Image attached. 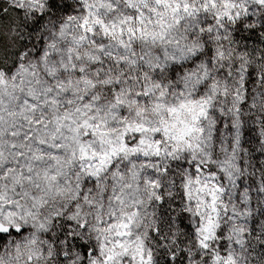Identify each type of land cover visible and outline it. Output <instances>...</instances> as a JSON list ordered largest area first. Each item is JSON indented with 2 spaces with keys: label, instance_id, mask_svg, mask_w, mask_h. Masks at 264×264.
I'll list each match as a JSON object with an SVG mask.
<instances>
[{
  "label": "clouds",
  "instance_id": "obj_1",
  "mask_svg": "<svg viewBox=\"0 0 264 264\" xmlns=\"http://www.w3.org/2000/svg\"><path fill=\"white\" fill-rule=\"evenodd\" d=\"M7 2L10 4L12 0ZM167 2L169 6L166 7L165 0H54L52 8L45 9L51 11V15L45 17L42 24L31 15L0 24V37H4L3 40L10 46L8 52L20 54L19 57L8 56L5 59V54L0 52V72L5 74L7 81L6 85L0 86L4 105V143L7 145L14 141L17 149L24 153L22 158L14 159L8 155L11 149L6 147L0 162V175L6 172L0 179V223L8 229L0 233V264H28L29 252L25 242L33 235L48 238L47 233L38 231L39 220L44 217L55 219L60 214L61 219L67 221L76 212L77 205L80 208L79 222L86 223L88 231L76 228L77 221L64 225L79 236V246L71 241L74 264H92V261L104 264V256L108 252L105 251L103 256L100 254V243L112 249L118 241L127 251L115 248L116 257L111 264H141V250L145 262H148L151 253L150 264H205V261L212 264L213 250L218 249L221 242L234 249L237 264H264V248L260 246L264 241L259 238L264 235V216L260 215V209L264 208V195L255 189L252 190L251 208L252 215L261 221L257 224V236H249L250 244L243 247L235 243L234 233L241 227L244 233H248L252 221L251 217L242 219L239 215H232L234 208H240L235 200L237 189L232 186L233 179L221 170L230 135L222 128L219 140L214 132L210 139L208 122L204 120L197 125L205 129L203 135L189 134L185 127L192 123L191 115L183 110L169 111L179 109L181 101L198 98L197 92L184 87L194 56L182 50L195 42L199 45L197 54L206 51L216 30L215 10L210 0H188L200 11L176 25L172 19L175 3L172 0ZM179 2L181 11L178 15L185 16L183 0ZM235 2L239 5L241 0ZM43 3L47 4L48 0H43ZM205 3L209 7L207 13L203 11ZM243 3L253 7L255 0H243ZM220 6L218 2L217 7ZM262 13L264 9L253 8V12L249 13L252 15L250 25L241 11L243 28L236 29L235 25L224 21L227 27L221 31H229L235 41L234 47L241 51L245 44L248 51L264 49V43H255V37L251 39V44L243 39L254 26L257 35L264 41V33L259 32ZM85 18L89 21L88 26L93 28L92 33H86L80 27ZM64 24L68 27L62 37L60 28ZM192 24L196 27L189 26ZM102 25L108 27V34ZM201 25L205 33L209 26L213 28V34H208L209 39L203 38ZM161 31H167L163 41L158 35ZM154 34L157 37L155 42L152 39ZM81 36L86 39L81 41ZM22 44H35L36 47L25 49ZM52 44L55 45L58 68L54 78L47 75L40 64V57L36 55L37 49L41 52L53 51L48 47ZM69 48L74 49L71 62L68 61ZM28 51L32 53L31 57L27 56ZM61 57L68 71L60 67ZM90 57L95 58V62ZM14 59L16 64H13ZM203 59L206 60L207 55ZM52 62L53 58L49 57V63ZM21 63L29 71H35L39 84L34 83L29 73L18 72ZM73 63L76 64L75 70L72 69ZM31 65L38 67L33 70ZM81 67L84 68L83 73H80ZM13 75H17L15 88ZM21 76L23 85L19 83ZM87 80L96 86L92 87L86 83ZM59 81L64 82L63 90L49 94L57 99V105L47 104L44 108V120L51 122L47 128V144H56L57 147L49 149L45 146L41 159L36 160L28 148L34 146L38 137L46 138L43 128L39 133L33 129L32 140L27 141V146L23 148L20 147L24 142L22 135L11 137L7 133H21L27 127L20 111L30 90H35L33 94L43 100L40 90L48 87L56 89ZM145 86L148 95L144 94ZM161 91L165 93L162 98ZM116 94L121 103L116 102ZM158 103L163 107L157 108ZM9 112L13 115L9 116ZM65 112L70 115L71 123L60 121L65 125L62 129L64 138L57 133L53 140L51 136L57 122L53 118ZM35 116L39 119L40 112L37 111ZM189 142L192 148L187 146ZM261 143L264 144V139ZM247 147L237 149L233 161L239 163L243 159L245 168L250 163L254 164L253 158L264 150L260 145L253 144L251 147H255L256 152L245 151ZM227 154L232 156L231 152ZM17 159L19 163L15 162ZM260 159L264 160V157ZM29 163L31 173L26 167ZM9 167L14 171L8 172ZM22 169L24 177H32V183L21 179ZM232 171L235 172V169ZM46 172L49 177L56 176L50 191L45 181ZM248 174V171L241 172L236 174V178H243L247 185ZM35 183L45 190L47 198L38 218L28 215L29 212H36L31 196L40 195V191L33 186ZM216 186L223 188L224 193L217 192ZM25 192L29 195L26 196ZM214 196L217 198L218 221L217 212L212 211ZM223 205H227V210ZM209 218L214 224L219 223L216 231L224 229V236L210 240V248L205 251L199 246V240L204 235L199 230L202 224H208ZM49 227L50 231L54 228L51 234L55 246V237L61 235L64 228L59 226V222ZM17 228L21 231L17 232ZM65 239L71 240V237L66 236ZM85 244L88 245V258L84 254ZM17 245L20 246L19 253ZM60 246L66 250L65 245ZM94 249L97 254L92 257L90 254ZM63 258V253L57 256L53 250L52 256L46 257L41 264H59ZM31 264H37V261L33 259ZM66 264L73 262L66 261Z\"/></svg>",
  "mask_w": 264,
  "mask_h": 264
},
{
  "label": "snow or ice",
  "instance_id": "obj_2",
  "mask_svg": "<svg viewBox=\"0 0 264 264\" xmlns=\"http://www.w3.org/2000/svg\"><path fill=\"white\" fill-rule=\"evenodd\" d=\"M159 2V0H158ZM175 3V7L172 9V19L174 24L180 25L181 21L187 17L191 18L195 15H198L200 9L196 8L194 5H190L188 0H183V12L185 16H180L178 13L181 11V4L179 0H172ZM218 2L220 3V7L218 8ZM54 0H48L47 4L43 3V0H12V2L7 6H0L2 11H0V15L3 14H11L12 12H16V19L19 18V12L16 10H20L23 12L25 17L29 15L33 17H37V20L42 24L45 17L51 15V11H46L45 9H51L53 6ZM211 7L215 10V22H216V30L212 39L209 40V44L206 46V51L199 52L197 54V50L199 45L193 42L187 49L182 51H187L194 56L191 71L185 77L184 87L190 89L191 91L197 92L198 98H191L181 101L179 105V109L172 108L169 109L170 112H175L178 110H183L191 115V124H186L185 131L189 134L191 133H199L203 135L205 129L203 127H197L200 124L201 120L208 122V136L209 138H213V132L215 138L217 140L221 137V129H226L227 133L230 135V139H228V149L225 153V159L222 162L221 170L226 172L229 178L233 179L232 186L237 189L235 200L236 203L240 205L239 210L233 209V216L239 215L242 219L244 217H251V228L248 233L243 232V228L241 227L239 231L234 233L236 240L235 243L238 246H245L250 244L249 236L256 237L257 236V224L261 223L258 221L255 216L252 215V190L255 189L261 195H264V160H261L260 157H264V150H262L258 156L254 157V164L250 163L248 168H245V161L243 159L239 160V163H234L235 152L237 149L248 145L249 147L245 148V151L256 152L255 147H251V145H260L262 149H264V144L261 143L262 139H264V49L261 48H253L251 51H248L247 44H245V48L241 51L238 47H234L235 41L231 39V33L229 31H221L227 27L224 21H227L228 24L235 25L236 29H242L244 26V22L241 20V11L247 17V22L251 25L252 15L249 13L253 12V8L264 9V0H255L253 7H248L246 4L241 3L238 5L235 0H210ZM165 6H169L167 0H165ZM203 11L207 13L209 11L208 3L203 4ZM40 13V15H37ZM71 19V18H70ZM262 22L261 27L259 29L260 33H264V13H262L259 17ZM99 23V21H97ZM211 24V22H209ZM89 21L85 18L83 24L80 25L82 29L86 33H92L93 28L89 27ZM190 27H196L195 24L189 25ZM68 27L67 24L61 25L60 32L61 36L65 35V29ZM105 30V33H109V29L106 25H102ZM115 27V25H113ZM163 27V24L161 25ZM168 27H171L170 25ZM130 33H132V29H128ZM201 33H204V39H209L208 34H213V28L208 27L205 33L204 26H200ZM134 36L135 33H132ZM143 35V33H141ZM159 39L163 41L167 36V31H161L159 34ZM238 35L242 36V33H238ZM255 37V43L260 44L264 43L261 40V37L257 35V29L253 26L251 27V31L248 36H244L243 39L245 41L251 40ZM156 34L152 36L153 42L156 40ZM86 39L85 36H81L80 40ZM123 44V42H121ZM77 46H79L77 42ZM10 46L5 43V41L0 38V52L5 54V59L8 56L19 57V52H8V48ZM22 48H35L36 45H27L22 44ZM49 48L53 49V51H44L41 52L37 49L36 55L40 57V64L44 66V71L47 73L49 77L54 78L56 72L58 71L57 64L55 61V57L57 53L55 52V45H48ZM74 49H68V61H72L71 53ZM257 53H259V58L257 59ZM207 55V59H203V57ZM27 56L31 57L32 53L30 51L27 52ZM49 57L53 58V62L49 63ZM76 59H79V53L76 54ZM90 59L95 62V58L90 57ZM199 60L200 63L197 64L196 61ZM134 63V61H133ZM13 64H16V60H13ZM60 67L63 68L64 71H68V66L64 62L63 57H61L59 61ZM0 66H2V62H0ZM38 65H31V69H36ZM76 64H72V69L75 70ZM84 68H80V73H83ZM18 72L29 73L34 78V83L39 84L40 81L36 78L35 71H29V68L26 67L23 63L19 64ZM4 73L0 72V86H4L7 84V81L4 79ZM17 75L12 76L13 88L16 87ZM19 83L23 85L24 80L21 76L19 79ZM47 83V81H45ZM63 81H59L57 83L56 89L52 87H48L47 89H41L39 95L43 97L41 100L37 95L33 94L35 90H30V93L23 101L24 107L21 108L20 115L24 124L27 125L26 128L21 133L17 131H10L7 134L11 137H17V135L23 136V143H21L20 147H26L27 141L32 140L33 129H35L36 133H39L41 129L45 131V139L37 138L33 147H29L28 150L33 153V159L39 160L44 154L45 146L49 149L57 147L56 144H47V128L50 121L44 120V108L47 104L57 105L58 101L56 98L50 96L49 94L53 91L57 93L63 90ZM70 83V81H69ZM86 83L91 84L92 87H95V83L90 80H87ZM118 83V81H117ZM115 93V89H112ZM145 95H148L147 87L145 86ZM183 94V93H182ZM165 95L164 91H161V98ZM191 92H189V96ZM14 98V97H13ZM116 102L121 103L122 101L119 98V95L116 94ZM70 104L71 101H68ZM85 107H91L90 105H85ZM157 108L163 107L162 104H157ZM3 98L0 97V162L3 161V157L5 154L6 147L11 149L8 152V155L12 158H22L24 153L17 149V144L13 141L9 144L5 145L4 143V115H3ZM40 112V118L37 119L35 113ZM79 111V109H77ZM30 113V114H29ZM9 116L13 115V113L9 112ZM211 117V118H210ZM57 121L54 124V131L51 136V139L55 140L56 134L59 133L61 138L63 137L62 129L65 127L63 123L60 121L68 120L71 123L70 115L65 112L63 115L56 116L53 118ZM217 120L220 121L219 125L217 124ZM87 122L85 121V124ZM13 125L16 126V122L13 121ZM90 126V125H89ZM23 128V125H20ZM71 130V129H69ZM244 139H241V137ZM63 146V145H61ZM189 148H192V144L189 142L187 144ZM198 149L201 148L199 144L196 146ZM202 150V149H201ZM231 152L232 156H229L227 153ZM39 153L40 155H36ZM49 155H52L49 152ZM241 157H243V152L241 153ZM53 159H56L54 155H52ZM15 162L19 163L17 159ZM28 172H32L31 164L26 165ZM235 169V172L232 170ZM250 169V171H249ZM257 170H259V180H257ZM8 172L14 171L12 168L7 169ZM248 171V184L246 185L243 178H236V174ZM6 175V172L4 173ZM4 175H0V179L4 178ZM95 175V173H92ZM21 179H27L29 183H32V177H24L23 169L21 170ZM56 180V176L49 177L47 172L45 173V181L48 183V191L52 188V182ZM40 191L39 196H31L33 201V207L36 209V212H29L28 215L34 216V218H38L40 216V210L44 208L47 198L45 196V190L40 189V185L35 183L33 185ZM217 192L221 194L224 193V189L220 186H216L215 189ZM26 196L29 195L27 192L24 193ZM57 194H59V190H57ZM2 199V197H0ZM216 197H213L212 201V211L217 212V221L219 219L218 210L216 209ZM225 210H227V205H223ZM79 213L80 208L77 205L76 212L72 214V216L64 221L61 219L60 214H57L55 219L51 217H44V219L39 220L38 223V231L41 233H47L48 238L42 239L40 236L33 235L30 239L25 242V248L28 250L29 255L27 257L28 264H31L32 260L35 259L37 264H41L46 257H51L53 254V250L57 256L63 253L64 258L60 260L59 264H66V261H71L74 264L75 257L71 255L73 251V245L71 241H75L77 246H79V236L75 231L70 230L68 227H65L66 224H72L73 221H77L76 228L82 229L84 232L88 231L87 225L84 222H79ZM66 215V213H65ZM260 215L264 216V208L260 209ZM59 222V226L64 228V231L61 235L55 237L57 243L55 246L52 244V234L54 228L50 231L49 225H56ZM120 227V226H118ZM123 227H127L123 225ZM219 223H213V220L209 218L208 224L201 225L200 232H203L204 235L199 240V246L203 250L207 251L210 248L209 241L214 240L217 236H224V229H220L219 232L216 231L219 228ZM8 231L7 228L4 227L2 223H0V233ZM17 232L21 231L19 228L16 229ZM127 233H118V235H126ZM199 234V233H198ZM66 236H70L71 240L65 239ZM262 241H264V235L259 237ZM60 245H65L64 247ZM261 248H264V243H261ZM84 254L85 258H88V245H84ZM120 247L124 249L126 252L127 249L124 248L123 243L116 242L113 244L112 249H108L107 245L103 242L100 243L99 252L103 256L105 251L108 252L106 256H104V264H111L112 261L115 260L116 253L115 248ZM255 250L254 248L252 249ZM17 252H20V246L17 245ZM97 254L94 249L91 252V256L95 257ZM183 255V254H182ZM152 259L151 253L148 255V262L143 260V251L141 250V264H150ZM2 260V258H0ZM92 264H95V261H92ZM207 264V261H205ZM212 264H237V261L234 256V249H231L229 244L226 242H221L218 249L213 250L212 255Z\"/></svg>",
  "mask_w": 264,
  "mask_h": 264
},
{
  "label": "rangeland",
  "instance_id": "obj_3",
  "mask_svg": "<svg viewBox=\"0 0 264 264\" xmlns=\"http://www.w3.org/2000/svg\"><path fill=\"white\" fill-rule=\"evenodd\" d=\"M7 5H8L7 0H0V6H7ZM0 11H2V8H0ZM16 11L19 12V18L23 19V12L20 10H16ZM15 19H16V12H12L11 14L0 15V24L5 23L6 21L15 22ZM0 38L4 39V37H0Z\"/></svg>",
  "mask_w": 264,
  "mask_h": 264
},
{
  "label": "trees",
  "instance_id": "obj_4",
  "mask_svg": "<svg viewBox=\"0 0 264 264\" xmlns=\"http://www.w3.org/2000/svg\"><path fill=\"white\" fill-rule=\"evenodd\" d=\"M248 43H249V44H251V43H252V41H251V40H248Z\"/></svg>",
  "mask_w": 264,
  "mask_h": 264
}]
</instances>
